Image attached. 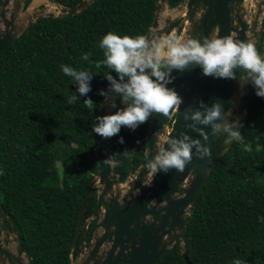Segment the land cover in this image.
<instances>
[{"label": "trees", "instance_id": "1", "mask_svg": "<svg viewBox=\"0 0 264 264\" xmlns=\"http://www.w3.org/2000/svg\"><path fill=\"white\" fill-rule=\"evenodd\" d=\"M50 1L68 8L80 0ZM184 1L167 4L173 8ZM156 7L157 0H93L72 16L38 18L0 53V202L28 264H70L79 209L98 168L90 126L103 100L99 90L108 85L103 73L109 71L102 63L95 66L104 59L99 39L109 31L145 35ZM85 52L91 63L81 60ZM257 52L264 56V17ZM62 64L97 74L87 94L97 102L94 114L84 97L68 103L75 85ZM149 120L135 130L122 126L111 138L121 181L141 164ZM240 132L243 139L214 164L190 206L183 247L177 241L157 264H186L183 252L193 264H233L236 258L264 264V223L258 219L264 216V98L255 92ZM95 203L93 189L81 225ZM94 226L95 220L87 226L85 245ZM79 242L78 236L74 256Z\"/></svg>", "mask_w": 264, "mask_h": 264}, {"label": "water", "instance_id": "2", "mask_svg": "<svg viewBox=\"0 0 264 264\" xmlns=\"http://www.w3.org/2000/svg\"><path fill=\"white\" fill-rule=\"evenodd\" d=\"M24 1L19 5L17 0H0V53L38 18L72 16L85 9L93 0H80L68 8L53 2L61 8V12L53 14L40 11L39 14L29 15L26 23L18 19V12L24 9ZM245 2V0H186V10L183 15L185 12L186 14L182 20L185 24L183 38H200L215 32L219 36L231 35L237 40H252L258 51L261 23L259 30L257 25L261 13H264V0H258L257 11L252 22L245 19L247 13ZM256 2L257 0H253L254 5ZM30 3L25 9L29 8ZM166 5L168 6L167 0H157L155 17L145 33L146 37L162 38L167 29L173 25L172 19L168 18L163 25L160 24L159 14L164 11ZM16 9L19 10L15 12ZM240 74L237 70L235 79L213 78L203 75L199 66L195 65L183 71L173 70L171 75L174 79L167 86L176 90L183 98V103L175 111L170 109L167 116L156 113L150 118L141 164L128 180L121 181L114 167L103 163L112 154V137L102 138L93 133L98 168L87 186L79 209L70 251V264H157L177 241L180 248L183 247L186 216L190 212V206L214 164L234 141L226 144L223 134L219 136L210 134L206 143L210 147L211 157L201 159L193 155L192 160L182 172L171 169L167 173L158 172L154 177L148 176L144 169L145 152L150 150L149 158L155 154V133L170 137L186 131L190 136L200 138L203 143L198 133L184 128V111L189 107L197 108L201 100L209 105L219 102L223 107V118H225L233 95L242 85L241 115L236 120L240 124L238 130L241 131L254 89L251 84H243L240 81ZM113 98L117 107H124L118 94L113 93ZM115 110L110 107V101L102 100L96 115L113 113ZM171 120V130L167 131L166 126ZM232 120L235 121V118ZM200 127H204L205 131L210 133V128L203 125ZM95 185L99 188L98 191ZM121 186H125L129 198L121 197L123 188ZM93 189L96 191L95 207L92 214L81 225ZM92 220H95V226L88 245H85L84 235ZM10 233L15 235L14 238H11ZM78 236L79 248L74 256L73 249ZM13 241L17 243L15 248L11 244ZM182 255L186 264H193L185 252ZM75 257L77 261L73 262ZM0 262L28 264L21 237L1 202Z\"/></svg>", "mask_w": 264, "mask_h": 264}, {"label": "clouds", "instance_id": "3", "mask_svg": "<svg viewBox=\"0 0 264 264\" xmlns=\"http://www.w3.org/2000/svg\"><path fill=\"white\" fill-rule=\"evenodd\" d=\"M98 47L103 51L104 59L95 66L99 68L102 63L109 69L103 73L108 81L107 88L100 89L99 95L104 102L110 101V107L115 108V112L94 114L97 102L87 94L91 91L90 82L97 74L84 67L75 68L67 64L60 67L63 74L71 78V84L75 85L68 103L73 104L84 97L83 105L94 114L91 132L102 138L118 135L122 126L135 130L156 113L167 116L170 109L175 111L180 108L183 98L167 85L174 79L171 75L173 70L183 71L193 65L199 66L203 75L213 78L235 79L239 70L240 81L251 84L255 95L264 98V56L258 54L253 41L237 40L231 35L219 36L215 32L200 38L176 35L149 38L109 31L99 39ZM90 55V52H85L80 58L91 63ZM113 93L120 96L124 107H117ZM198 105L195 109L189 107L184 111V128L198 133L204 142L186 131L166 138H160L155 133V154L149 158L150 150L145 152L144 169L148 176L154 177L158 172L167 173L171 169L182 172L193 155L201 159L211 157L210 147L206 143L210 134H223L226 144L243 139L238 130L239 122L224 119L223 107L219 102L209 105L201 100ZM201 125L210 128V133ZM119 142L124 143L123 137H119ZM247 150L251 151V148ZM125 152L127 154L128 150ZM115 155L111 154L103 163L114 167L117 162ZM258 219L264 223V216ZM233 264H247V261L236 258Z\"/></svg>", "mask_w": 264, "mask_h": 264}, {"label": "rangeland", "instance_id": "4", "mask_svg": "<svg viewBox=\"0 0 264 264\" xmlns=\"http://www.w3.org/2000/svg\"><path fill=\"white\" fill-rule=\"evenodd\" d=\"M18 4L21 5L23 0H17ZM257 3H258V0L257 2L253 3V0H247L245 2V6H246V17L245 19H248L249 22H252L253 19H254V16L256 14V11H257ZM19 9H16L15 12H17ZM186 10V0L178 5L177 7H173V8H170L168 7L167 5L164 7V11H162L160 14H159V19H160V24L163 25L164 24V21L165 19H172V23L175 25V27H172L171 30H168L163 34V37L162 38H167L169 35H176V36H179L181 38H183V35H184V26L185 24L182 23V20L184 18V15H183V12ZM40 11H43L44 13H53V14H57L59 12H61V8L58 7L56 4H54L52 1L50 0H41L37 2L36 5L32 6L31 5V8H28V9H22L21 11H19V15H18V19L20 20L21 19V22L23 23H26L27 21V18L29 15H32V14H39ZM264 17V13H261L260 15V18H259V23L257 25V30H259V26H260V23H261V19ZM171 125H172V120L167 124L166 126V129L167 131L171 130ZM165 129V131H166ZM160 138H166L165 135H160ZM133 176V172L130 173V175L127 177V180L130 179L131 177ZM96 191H98V187L95 185L94 186ZM123 186H121L122 188ZM125 187V186H124ZM122 188V193H121V197L123 198H129V195L127 194V191L125 190V188ZM11 234V238H14V234L13 233H10ZM12 246L13 248L16 247L17 243L16 241H13L12 243ZM87 247V246H86ZM77 261V258H73V262ZM0 264H3L0 262Z\"/></svg>", "mask_w": 264, "mask_h": 264}, {"label": "bare ground", "instance_id": "5", "mask_svg": "<svg viewBox=\"0 0 264 264\" xmlns=\"http://www.w3.org/2000/svg\"><path fill=\"white\" fill-rule=\"evenodd\" d=\"M38 1L41 2V0H33L32 4H36ZM245 1H247V0H245ZM32 4L30 3L29 8H31ZM241 93H242V85L239 87V89L233 95L232 102L230 104V108H229L227 114L225 115L224 119H228L231 121L232 118H235V121H236L240 117V115H241V101H240ZM229 112H230V115H229Z\"/></svg>", "mask_w": 264, "mask_h": 264}, {"label": "crops", "instance_id": "6", "mask_svg": "<svg viewBox=\"0 0 264 264\" xmlns=\"http://www.w3.org/2000/svg\"><path fill=\"white\" fill-rule=\"evenodd\" d=\"M32 1H33V0H32ZM31 4H32V2H31ZM36 4H37V3H36ZM36 4H32V5L34 6V5H36Z\"/></svg>", "mask_w": 264, "mask_h": 264}]
</instances>
